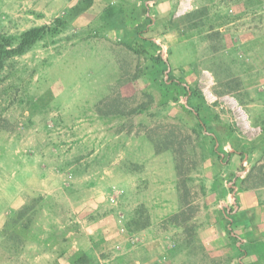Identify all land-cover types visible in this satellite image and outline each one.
<instances>
[{
  "label": "rangeland",
  "instance_id": "374dc122",
  "mask_svg": "<svg viewBox=\"0 0 264 264\" xmlns=\"http://www.w3.org/2000/svg\"><path fill=\"white\" fill-rule=\"evenodd\" d=\"M76 2L0 0V43L67 21L0 70V264L230 260L264 236V0Z\"/></svg>",
  "mask_w": 264,
  "mask_h": 264
},
{
  "label": "trees",
  "instance_id": "16d2710c",
  "mask_svg": "<svg viewBox=\"0 0 264 264\" xmlns=\"http://www.w3.org/2000/svg\"><path fill=\"white\" fill-rule=\"evenodd\" d=\"M92 4H93V0H77V2L71 7L73 16H76L79 13L83 12L84 10L89 8ZM102 14H103L102 16L106 17L107 19L113 18L115 16L114 6L112 4L106 5L103 8ZM143 20H145V22L140 23V25L143 26V29L145 30L149 25V22H151V18L148 15L144 14ZM66 25H67V21L65 18L56 17L51 22V25L31 26L21 31L18 34L17 38H12V37L6 38L5 39L6 41L4 43H0V70L3 68L4 63L6 62L7 59L12 58L14 56L22 55L23 53L28 51L35 43L42 40V38H44L46 35L54 36L60 33L62 29L66 28ZM141 29L142 28H140V30L138 31L139 33ZM136 36L138 39L140 38L144 43H151L150 42L151 39L145 38L140 34ZM155 59H157V61L163 62L160 56H156ZM144 106L145 105L140 104L137 107L132 108L129 112L140 113L145 109ZM117 113H120V111H117ZM196 114L198 116V113ZM260 130L264 132V121L260 126ZM156 146L158 147L157 144ZM158 150L159 149L157 148V151ZM181 186L183 188V192H186L187 189L185 187L184 181L182 180H181ZM84 262L85 261L83 257H77L76 260L74 261V264H82Z\"/></svg>",
  "mask_w": 264,
  "mask_h": 264
},
{
  "label": "crops",
  "instance_id": "0c3cea01",
  "mask_svg": "<svg viewBox=\"0 0 264 264\" xmlns=\"http://www.w3.org/2000/svg\"><path fill=\"white\" fill-rule=\"evenodd\" d=\"M241 231L239 234L232 235L233 239L237 237V240L234 250L231 252V259L224 261L222 264H264V236L255 230L249 234L242 233ZM239 243L243 244V249L239 248ZM128 245L129 241H126L124 243V249L127 250L125 251L124 261L116 259V261L113 260V264H164L160 260L162 257L161 252L150 254L151 251L147 249L146 245H143V247H141L142 245L140 246L141 250L146 247L145 251H141V257H129L128 254L137 247V244H131V248Z\"/></svg>",
  "mask_w": 264,
  "mask_h": 264
},
{
  "label": "built area",
  "instance_id": "2783aa9c",
  "mask_svg": "<svg viewBox=\"0 0 264 264\" xmlns=\"http://www.w3.org/2000/svg\"><path fill=\"white\" fill-rule=\"evenodd\" d=\"M190 3H191V0H179L176 6V9L174 11V16H181L185 14L191 8ZM201 77H202L201 78L202 84L204 85V88H202V90L204 89L203 91L204 93L205 92L207 93V97L213 100L214 97L210 91L211 85L213 83L211 75H209L207 71H203V74Z\"/></svg>",
  "mask_w": 264,
  "mask_h": 264
}]
</instances>
